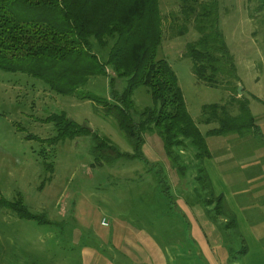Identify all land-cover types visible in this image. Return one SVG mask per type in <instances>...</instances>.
Here are the masks:
<instances>
[{
	"label": "rangeland",
	"instance_id": "rangeland-1",
	"mask_svg": "<svg viewBox=\"0 0 264 264\" xmlns=\"http://www.w3.org/2000/svg\"><path fill=\"white\" fill-rule=\"evenodd\" d=\"M252 1L254 7L256 0ZM180 5L181 0H159L164 36L157 57L165 59L172 67L189 114L206 134L216 125L200 123L203 106L228 102L231 93L208 86L194 74L187 51L190 44L198 40L199 33L191 24L186 33L176 34L182 22L178 25L172 15L179 14ZM250 5L248 0H218L219 26L241 80L242 93L238 96L245 95L249 99L251 113L262 134H247L241 138L231 134L206 136V142L212 158L219 164L212 170L215 182L228 197L237 190L235 199L241 213L247 218L251 215L252 222L257 224L256 217L264 215V198L254 197L250 205L248 197L242 198L244 193L258 196L264 191V22L260 21V13L250 19ZM94 47L104 59L108 48L101 49L95 42ZM108 72L113 74L111 69ZM125 85V79H116L114 89L121 92ZM111 92L109 78L105 75L90 77L72 96L56 94L41 79L26 73L0 68V198L12 201L20 195L31 213L43 215L50 222L39 224L35 220L21 219L0 205V264H45L46 259H52L53 264H83V248L95 245L103 246L108 254L112 251L109 249L119 252L123 243L120 237L125 232L132 238L129 243L135 241V234L139 232L145 245L155 240L159 244L156 253H161L165 244L187 239V234L190 236L192 223L187 220L179 227L176 210L179 202L188 204L190 201L194 216L217 228L218 240L225 248L216 247L215 254L219 256V250H228L225 233L208 218L204 206L194 201L199 188L195 181V164L199 161L194 156L197 150L190 144L179 153L180 163L185 165L181 175L168 164L160 137H148L144 152L151 162L163 169L160 176L164 174L165 178L161 179L153 174L158 166L148 174L147 167L138 160L96 164L91 135L62 140L51 146L42 141L56 134L54 125L46 118L64 111L76 123L108 137L121 151L131 153L132 146L115 118L106 116V110L91 100L75 96L109 99ZM133 99L135 106L131 113L133 119L138 120V112L152 106L149 88L138 87ZM45 160L53 163V172L46 170ZM217 168L222 169L228 182L217 177ZM158 178L164 181L163 185L170 186L169 198L162 192L163 188H157ZM242 190L245 192L240 194ZM103 221L108 225L104 226ZM178 227L183 229H174ZM238 242L234 243L237 250L241 247ZM228 260V264H239L238 257L229 252Z\"/></svg>",
	"mask_w": 264,
	"mask_h": 264
},
{
	"label": "trees",
	"instance_id": "trees-1",
	"mask_svg": "<svg viewBox=\"0 0 264 264\" xmlns=\"http://www.w3.org/2000/svg\"><path fill=\"white\" fill-rule=\"evenodd\" d=\"M251 1L248 0L250 19L260 13V21L264 22V0H256L254 7ZM177 13L172 17L178 25L182 23L176 34L186 33L191 24L199 33L198 40L187 51L197 79L231 93L228 102L203 106L200 123L216 125L206 134L189 114L172 67L157 57L164 36L159 0H0V68L26 73L41 79L56 94L72 96L90 77H108L112 87L109 99L75 96L91 100L106 110V116L115 118L132 146L131 153L121 151L108 137L76 123L64 111L46 118L54 125L56 134L42 141L51 146L62 140L91 135L96 164L138 160L149 174L158 165L147 158L144 145L150 135H157L162 140L168 164L181 175L185 165L180 163L179 153L190 144L197 150L194 156L199 161L195 164L199 188L194 201L202 204L208 218L220 226L230 246L227 245L228 252L238 257L241 264L247 243L239 231L235 212L228 206L224 194L215 192L205 167V160L212 158L206 136L231 134L241 138L262 132L251 113L249 99L238 96L241 80L219 26L218 0H181ZM94 42L101 49L108 48L104 59L95 52ZM119 78L126 80L121 92L114 89ZM141 85L149 88L152 106L139 111V119L135 120L131 113L135 106L133 96ZM44 164L47 171L53 172L52 162L45 160ZM162 172L158 166L153 174L163 179ZM161 179L158 178L157 188H163L162 192L169 198L170 186L163 185ZM0 205L21 219L50 223L45 216L31 213L20 195L12 201L0 198ZM237 242L241 246L238 250L234 247Z\"/></svg>",
	"mask_w": 264,
	"mask_h": 264
},
{
	"label": "crops",
	"instance_id": "crops-1",
	"mask_svg": "<svg viewBox=\"0 0 264 264\" xmlns=\"http://www.w3.org/2000/svg\"><path fill=\"white\" fill-rule=\"evenodd\" d=\"M218 165L219 164L214 158L205 160V167L212 180L214 190L217 193L224 194L223 189L215 182L212 175V170H216V166ZM217 177H220L222 182H228L222 169L217 168ZM236 191L237 190H233V193H230V197L224 195L230 208L236 213L239 231L247 243L248 249L241 259V264H264V215L257 216V224H255V222H252L251 215L247 218L244 213H241L243 211L240 209L238 201L235 199L238 193ZM243 192H245V190L239 193L241 194ZM246 197H248L247 203L250 205L254 202V197L263 199L264 191H261L258 196H254L253 194L246 196L244 193L242 198ZM179 203V208L174 206L179 213L177 225L179 227L180 225L183 226L184 223H187V220L192 223L190 227V236L187 234V239H180L173 243H167L162 250L160 249L161 253H156L159 252V250H157L159 249V244H157L155 240L149 243V247L140 240L139 232L135 234V241L129 243L132 238H129L127 232H125V235L120 237V241L123 243L119 248V252L115 249H109L114 252L111 251L108 254L103 246L97 247L95 245L83 248V264H228V250H219V256L215 254L216 247H224L222 242L218 240L217 228H215L212 223L209 224L207 221L204 224L198 216L195 217L192 213L193 210L190 209V203ZM250 214H252V212ZM254 214L257 215L256 213ZM179 227L174 229H183V227ZM127 229L128 227L126 226L125 230ZM154 234L159 235V233ZM107 242L109 243L112 241L108 240ZM222 251H225V253L222 254ZM53 263L52 259H50V261L46 259L45 261V264Z\"/></svg>",
	"mask_w": 264,
	"mask_h": 264
},
{
	"label": "water",
	"instance_id": "water-1",
	"mask_svg": "<svg viewBox=\"0 0 264 264\" xmlns=\"http://www.w3.org/2000/svg\"><path fill=\"white\" fill-rule=\"evenodd\" d=\"M238 93H239V94L242 93V86H241V85H239V87H238Z\"/></svg>",
	"mask_w": 264,
	"mask_h": 264
},
{
	"label": "built area",
	"instance_id": "built-area-1",
	"mask_svg": "<svg viewBox=\"0 0 264 264\" xmlns=\"http://www.w3.org/2000/svg\"><path fill=\"white\" fill-rule=\"evenodd\" d=\"M103 225L104 226L108 225V222L107 221H103Z\"/></svg>",
	"mask_w": 264,
	"mask_h": 264
}]
</instances>
